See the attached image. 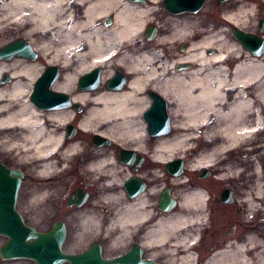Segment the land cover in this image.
Listing matches in <instances>:
<instances>
[{
  "label": "bare ground",
  "instance_id": "bare-ground-1",
  "mask_svg": "<svg viewBox=\"0 0 264 264\" xmlns=\"http://www.w3.org/2000/svg\"><path fill=\"white\" fill-rule=\"evenodd\" d=\"M160 1L146 0L147 5L140 7L127 0H0V35L16 29L21 35L15 40L27 41L35 59L39 54L44 61L42 65L21 57L0 60V78L6 73L12 77L6 85L0 84V147L27 167L30 177H55L54 182H40L35 190L33 188L26 196L29 204H50V195H55L65 177L71 175L66 166L58 169L57 161L68 164L81 149V139L79 135L65 144L61 142L62 128L73 118L70 106L45 116L28 100V90L43 66L58 64L65 68L73 63L77 64V70L74 73L63 71L56 88L70 91L71 106L77 103L85 107L84 114L76 113L75 116L81 135L96 133L102 138L118 137L120 141L125 137L133 146L147 147L140 115L148 109L149 100L145 94L149 87H153L171 106L169 132L149 144L150 157L155 164L169 165L180 157L190 171L211 168L222 178L231 179L242 174H247L246 178L252 175L253 196L263 194V168L260 161L258 164L255 160L264 154V145H261L262 153L252 159L250 174L242 167L245 161L235 162L233 159L246 147L250 155L256 154L258 144L254 143L255 140L247 144L246 141L256 136L264 123L263 47L258 46L261 56H253L234 41L232 45L226 42L222 36L224 33L210 27L203 29L205 20L162 14L158 16L161 33L153 45L139 54L129 56L126 53L115 61L130 75L124 89L109 90L111 81H108L107 88L100 85L97 91H75L76 80L86 69L111 61V52L117 44L131 40L144 25L152 22L151 17L158 13L155 10ZM197 1L189 0V3L193 6ZM260 5L264 6V0H232L220 9L219 18L241 31L247 29L251 19L255 20L253 17ZM110 14H114L113 24L104 27L102 20ZM37 34L44 39L36 41ZM176 42H188L184 55L176 62L192 63L193 68L172 72L170 68L157 64L162 57L160 48ZM245 43L246 47L242 43L243 46L251 51L257 44L252 39ZM83 44L87 45L85 51L80 50ZM209 48H214L215 53L205 55L204 51ZM109 74L110 70L105 71V80ZM227 90L234 92L231 100L224 97ZM91 156L93 158L82 170L102 181L96 186L99 196L95 203L111 213L100 215V209L91 205L94 216L91 212L76 209L69 214V220L78 219L76 228L80 229L90 227L91 231H97L102 227L105 238L116 248L121 245L131 224L141 216L144 197L133 203L115 202L111 188L114 171L111 154L98 150ZM168 173L167 166L165 178L173 186L178 178ZM198 194L194 191L187 198ZM166 198L169 200L167 194ZM166 198H163L164 203ZM115 225L120 232L117 235L112 234ZM174 225L173 214L161 220L157 225L161 240ZM85 232V236L79 233L72 238L83 243L90 237ZM256 259L258 264H264L263 249ZM18 260L21 259L11 261ZM242 264H249V261H242Z\"/></svg>",
  "mask_w": 264,
  "mask_h": 264
},
{
  "label": "flooded vegetation",
  "instance_id": "flooded-vegetation-1",
  "mask_svg": "<svg viewBox=\"0 0 264 264\" xmlns=\"http://www.w3.org/2000/svg\"><path fill=\"white\" fill-rule=\"evenodd\" d=\"M127 1H131L134 5L140 7L147 5L146 0ZM231 1L204 0L199 8L189 14H172L164 8V0H161L155 10L158 13L155 12L151 17L152 22L144 25L143 29L131 40L117 44L114 47L115 50L111 52V61L102 62L86 69L76 80L75 91H97L100 85L105 88V84L108 81H111V84L108 88L106 87L107 89H124L129 82L130 75L124 70L123 66H120L115 61L126 53L132 56V54H139L140 51L148 50L147 48L153 45L154 41L160 36L158 16L162 14L168 17L172 15H176L175 17L190 16L195 20H205L203 29L210 27L213 31L224 33L223 35L221 33L223 38L230 36L232 41L237 43L243 51L245 50L250 55L256 56L253 51L246 49L235 37L233 32L237 30L236 26H230L229 22L227 23L219 18L220 9ZM113 18L114 14L103 18L104 27L112 25ZM255 19L252 30L244 28L241 31L246 34H252L264 44L262 39V37L264 38L263 5H260L257 9ZM187 47L188 42H176L175 44L161 47L160 53L162 57L160 58L161 60L157 61V64L163 65L165 69L170 68L172 72L187 71L193 68L192 63L176 62L179 60V56L184 55ZM86 48V44L80 46L81 51H85ZM254 52H258V48ZM214 53V48L204 51L205 55ZM261 55H264V52ZM38 56L37 54V58L32 61L33 63L38 62ZM112 61L116 64L111 66L109 64ZM76 65L73 63L65 68L58 64L43 66V69L35 77L28 90V100L45 116L48 113L60 111L70 106L73 111V118L63 126L61 142L65 144L79 135L81 139V149L68 164L56 159V161L58 160V169L66 166L71 171V175L66 176L64 179L66 187H64L66 194L62 200L64 205H61L60 209L58 207L55 209L51 204L52 199H50V204H48L50 211L46 212L48 217L44 218V221L43 219L38 220L45 223L44 227H40L37 220L30 226L38 233H49L62 225L64 237L61 241L60 250L64 254H85L95 246H99L103 259L113 260L126 255L128 264H242V261L246 260L249 261V264H258L256 256L262 251V246L264 245L262 244V234L259 232L261 220L258 214H254L252 207L246 208L244 204L247 198L252 201L251 188L254 180L246 178L247 174H243L236 179L222 178L211 168H200L190 171L187 168L188 164H186V161L177 157L175 160L181 162V168L175 175V178H178L177 182L171 186L165 178L168 165L155 164L153 158L150 157L149 144L162 137V135L149 131L148 122L144 118L145 113L156 106L155 98L161 103L159 112L163 115L166 114L169 117V125L171 123L169 112L171 106L166 98L153 87H149L145 94L149 100L148 109L140 115V121L144 124L147 147L133 146L125 137L123 138L124 141H120L118 137H115V139L102 138L96 133L81 135L77 128L78 120L75 116L76 113L84 114L86 111L85 107L77 103H72L71 106L69 104L72 99L70 91L56 88L61 80L63 71L67 70V72L74 73L77 70ZM109 66L111 67L108 68ZM48 69H52L49 79L39 95L42 100L56 99L58 106L43 108L33 102L31 97L34 93L36 82ZM107 70H110V74L105 80L103 75ZM9 75V73L2 75L0 78L1 85H6L12 80ZM233 93L227 90L224 93V97L231 100ZM42 123H44L43 120ZM260 128L254 142L258 144L255 150L257 155L262 153L261 145L264 144V125ZM63 144L59 145V147L63 146ZM98 150L106 151L112 157L114 171L111 188L115 194V202L133 203L141 197H144L145 202L141 216L137 217L128 231L125 232L121 245L116 246V248H121L122 250L112 256L104 254L103 238H105L106 233L102 227L101 230L98 229L97 231H91L90 227H88L89 229H80L76 228L78 219L73 217L74 221L69 220V214L76 209H81L83 213L91 212L94 216L91 205L95 209L98 207L96 206L97 203H95V198L99 196L96 186L98 187V184L102 181L96 180V176L90 177L82 170V167H85L93 158L91 155ZM8 153V151L0 147V188H8L10 192H16L13 199L15 202L14 211L23 216L21 211L22 193L24 192L25 195H28L33 188L35 190L40 182H54L55 177H45L43 179L30 177L27 167ZM259 157L261 162L262 156ZM258 167L260 166L258 165ZM168 175L172 176L169 173ZM98 177L100 178V176ZM194 191L199 192L197 197L189 196L187 198L188 194L190 195ZM165 193L169 198L168 204L163 201ZM29 205L35 207L33 203ZM98 209L101 211H99L100 215L111 213L107 208L104 209V206H100ZM112 213L114 214V212ZM171 214L175 218V225L169 230L168 235L161 240L157 225ZM91 222L92 218L88 225ZM85 231L90 234V237L87 241L86 239L83 241L84 247L78 252H65L64 247L72 239V236L79 233L85 236ZM117 232L119 230L115 225L112 234L117 235ZM0 240L3 241L2 245H4L7 238L0 235ZM55 241L58 242V239L56 238ZM228 258L230 261H228ZM0 261L3 264H17V261H2L1 258ZM31 263L34 264L33 261Z\"/></svg>",
  "mask_w": 264,
  "mask_h": 264
},
{
  "label": "water",
  "instance_id": "water-1",
  "mask_svg": "<svg viewBox=\"0 0 264 264\" xmlns=\"http://www.w3.org/2000/svg\"><path fill=\"white\" fill-rule=\"evenodd\" d=\"M204 0H198L196 3H189V0H164V8L170 13H183L185 11H194L201 6ZM191 6V7H190ZM235 37L245 45L247 40L252 39L257 42L253 48L254 55L259 56L254 50L259 49L258 46L264 48L263 42L252 35H247L241 31L233 32ZM14 57H21L28 60L35 59V53L32 47L23 39L12 41L0 48V60H11ZM48 69L38 79L35 84V90L31 97L39 107H56L58 101L56 99L42 100L39 93L46 86L50 76ZM156 106L152 107L144 118L148 122L149 131L159 135H164L169 132V117L159 112L160 102L155 98ZM177 168V169H175ZM181 168V162L176 160L168 165V172L171 175H176L177 170ZM16 192H10L8 188H0V235L7 238V241L0 247V258L3 261L28 259L34 264H128L127 256H121L113 260H105L101 257V249L95 246L91 251L85 254L70 255L61 252V241L64 237V229L62 225L58 229L49 233H38L35 229L27 225L24 218L14 211V197ZM166 198V193L163 198ZM168 204V199L166 198ZM56 238L58 242H56Z\"/></svg>",
  "mask_w": 264,
  "mask_h": 264
},
{
  "label": "rangeland",
  "instance_id": "rangeland-1",
  "mask_svg": "<svg viewBox=\"0 0 264 264\" xmlns=\"http://www.w3.org/2000/svg\"><path fill=\"white\" fill-rule=\"evenodd\" d=\"M255 17H253V18L255 19ZM252 20L253 19H251V21H250V25H247V30L253 29V25L255 23L254 21L256 19L254 21H252ZM20 35H21V33H17L16 29H14L12 32L6 33V35H0V47L7 44V43L12 42L13 40H15L17 38H20ZM42 39H44V38H42L40 34H37L35 36L36 41H40ZM225 41L229 42V44L231 43L230 45L233 44L232 38L230 36H228V37L226 36ZM37 60H38V63L44 65L43 64L44 63L43 58L40 55L38 56ZM263 121H264V119H263ZM263 125H264V123H263ZM255 139H256V136H253L252 139L246 141V144H247V142H250L251 140L253 141ZM195 144L196 143H194L193 145H195ZM262 145H264V144H262ZM246 148H244L242 151H240L238 153V155L233 157V159L235 162L245 161V163H242V167L244 170H246V172H248L250 174V172L252 173V166H253L252 165V159H254V157H255L254 155L257 156V154H254V155L251 154L250 155L249 151L246 150ZM255 161H256V163L258 161H260V157H258V159H256ZM260 163H261V166L263 168V174H264V154L262 155V160ZM250 178H253V176L250 175ZM64 187H65V182L62 183V185L57 190L58 192L56 191L57 193L55 195L54 194L50 195V199H52L51 204L54 206L55 209L57 207L59 208L61 205H64V201H62L65 194H66V190H65L66 187L65 188ZM253 187L254 186H252V188H251L252 192H253ZM262 191H263V194L256 196V197H254L253 193L251 192L252 193L251 194V198H252L251 200H253V201L255 200V202L253 203V201H246V202H244V204L246 205L245 206L246 208L252 207L254 214H258V216L260 217L259 219L261 220V226H260L259 232L262 234V238H263L262 244H264V187L262 188ZM53 193H54V191H53ZM26 196L27 195H25V193L23 192L22 197H21V206H22L21 211H22L23 217L25 218V222L28 225H32L33 222L35 220H37L38 224H40V227H44L45 223L43 221H44V218L48 217V214L46 212L50 211L49 206L43 205L44 204V202H43L42 205H40V206L31 207L26 200ZM252 203L254 204V206L252 205ZM39 219H41V220L43 219V221L42 222H41V220L38 221ZM256 232H258V231L256 230ZM2 242L3 241L0 240V246H2ZM103 245H104V254L106 256H112V255H114V254H116L122 250L121 248L120 249L114 248V246L108 242V238H103ZM83 247H84L83 243H79L75 238H72L71 240H69L67 242V244L64 247V250L67 253L68 252L73 253V252H78ZM262 249L264 250V245L262 246ZM16 263L17 264H32L30 260H26V259L18 260ZM0 264H3V263L0 261Z\"/></svg>",
  "mask_w": 264,
  "mask_h": 264
}]
</instances>
